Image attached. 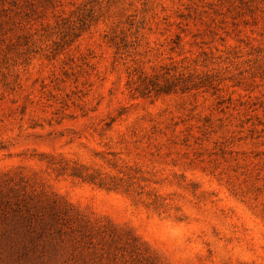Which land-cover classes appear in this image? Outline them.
I'll list each match as a JSON object with an SVG mask.
<instances>
[{"label": "rangeland", "instance_id": "obj_1", "mask_svg": "<svg viewBox=\"0 0 264 264\" xmlns=\"http://www.w3.org/2000/svg\"><path fill=\"white\" fill-rule=\"evenodd\" d=\"M0 264H264V0H0Z\"/></svg>", "mask_w": 264, "mask_h": 264}]
</instances>
